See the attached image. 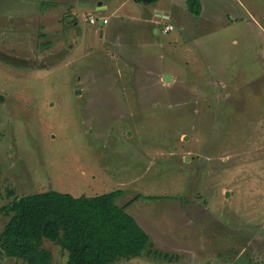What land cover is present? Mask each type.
<instances>
[{
    "label": "rangeland",
    "instance_id": "obj_1",
    "mask_svg": "<svg viewBox=\"0 0 264 264\" xmlns=\"http://www.w3.org/2000/svg\"><path fill=\"white\" fill-rule=\"evenodd\" d=\"M92 1L0 0V207L122 190L152 253L117 264H264V0Z\"/></svg>",
    "mask_w": 264,
    "mask_h": 264
},
{
    "label": "trees",
    "instance_id": "obj_2",
    "mask_svg": "<svg viewBox=\"0 0 264 264\" xmlns=\"http://www.w3.org/2000/svg\"><path fill=\"white\" fill-rule=\"evenodd\" d=\"M188 6L193 15H201V0H188ZM3 59L10 62L9 57ZM122 194L115 190L76 197L48 190L16 196L0 207L7 218L0 232V251L27 264L52 263L45 241L67 253L65 264H117L150 255V235L127 212V205L116 203Z\"/></svg>",
    "mask_w": 264,
    "mask_h": 264
},
{
    "label": "crops",
    "instance_id": "obj_3",
    "mask_svg": "<svg viewBox=\"0 0 264 264\" xmlns=\"http://www.w3.org/2000/svg\"><path fill=\"white\" fill-rule=\"evenodd\" d=\"M161 1H164V0H93L91 4H95L98 6L97 8H95L96 10L92 12L99 11L98 13H100V12H104V10L110 9L112 10L113 15H117L124 9V7H126V5L134 3V6L127 10V14L125 16H132L134 12L142 13V15L146 17V22L150 23L152 25V28L156 25L159 26L160 29L156 28L155 32H159L161 30L164 33V29L168 24L174 25L173 30H175L176 26L173 22H171L173 14L170 10L160 7ZM74 2L78 3V1L77 2L74 1ZM171 2L174 3L176 2V0H172ZM186 3L188 5V0H186ZM159 13H163L169 16L168 19L161 18ZM104 18L106 17L102 16L101 19H104ZM165 20H168V21H165ZM107 23H109V21ZM107 23H104V24H107ZM141 30H146V29L143 28Z\"/></svg>",
    "mask_w": 264,
    "mask_h": 264
},
{
    "label": "built area",
    "instance_id": "obj_4",
    "mask_svg": "<svg viewBox=\"0 0 264 264\" xmlns=\"http://www.w3.org/2000/svg\"><path fill=\"white\" fill-rule=\"evenodd\" d=\"M90 21L92 22V23H96L97 22V20L94 18V17H91L90 18ZM108 22V20L107 19H104V23H107ZM174 29V25H172V24H168L166 27H165V29H164V33H168V32H170V31H172Z\"/></svg>",
    "mask_w": 264,
    "mask_h": 264
},
{
    "label": "water",
    "instance_id": "obj_5",
    "mask_svg": "<svg viewBox=\"0 0 264 264\" xmlns=\"http://www.w3.org/2000/svg\"><path fill=\"white\" fill-rule=\"evenodd\" d=\"M159 15H160L161 18H164V19H168V17H169V16H167V15H165L163 13H159ZM102 25H104V19L100 20V26H102ZM170 78H171L170 75H165V77H164L165 81H168ZM1 99H3L2 96H1ZM187 159H188V157H187Z\"/></svg>",
    "mask_w": 264,
    "mask_h": 264
}]
</instances>
